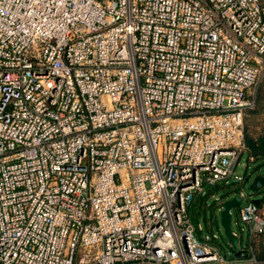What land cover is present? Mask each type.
<instances>
[{
	"label": "built area",
	"instance_id": "2783aa9c",
	"mask_svg": "<svg viewBox=\"0 0 264 264\" xmlns=\"http://www.w3.org/2000/svg\"><path fill=\"white\" fill-rule=\"evenodd\" d=\"M263 72L264 0H0V264H262L188 207L239 180L264 232L236 173Z\"/></svg>",
	"mask_w": 264,
	"mask_h": 264
},
{
	"label": "rangeland",
	"instance_id": "374dc122",
	"mask_svg": "<svg viewBox=\"0 0 264 264\" xmlns=\"http://www.w3.org/2000/svg\"><path fill=\"white\" fill-rule=\"evenodd\" d=\"M264 72L263 75L259 81V83L252 89L251 96L255 98V108H257V112L250 116L248 118V123L250 130H252V134L258 135L261 132H264ZM250 155L247 151L243 153L241 156L240 162L236 168V173L240 175H246L249 179V181H246V191L248 194H251V199H256L263 195L264 189H262L261 192H252L249 190V186L253 179L260 174H264V162L261 160L257 161H250ZM221 186V185H220ZM243 184L239 182V180H231L227 184H223L220 188L216 190V193L219 197L222 198V201L227 199H232L234 197H237L239 199V203L235 205L232 209L233 211V224H234V230L239 232V225L236 223L237 217H238V208L239 206L244 205L247 200L243 198H239L238 196V190L240 187H242ZM207 200V201H206ZM204 202V207L202 211H200L201 208V202L199 203H192L188 207V213L192 216L196 226L198 227V224H202L203 229L200 231L198 230L199 236L201 239L205 240L206 235H210L212 239V243L219 247L221 251L228 255V256H236L235 251L231 245V243L228 241L223 226L221 224V211L217 214L216 219L213 218V212L212 207L214 206V198H211L208 196ZM211 224V226H210ZM213 233H217L218 237L214 238ZM247 238V233H243L241 237V243L244 245L243 248L248 249L249 247L245 244ZM210 239V240H211ZM253 251L256 252H263L264 251V237H262L261 241H259L258 244H256L255 247H252ZM264 264V263H262Z\"/></svg>",
	"mask_w": 264,
	"mask_h": 264
},
{
	"label": "trees",
	"instance_id": "16d2710c",
	"mask_svg": "<svg viewBox=\"0 0 264 264\" xmlns=\"http://www.w3.org/2000/svg\"><path fill=\"white\" fill-rule=\"evenodd\" d=\"M263 95H264V92H263ZM257 111L258 110H257V108H255V105H254V107L247 109V111L245 113V136H246V150L245 151H247L249 153L250 157H253V159H249L250 161L261 160L264 162V132H261L258 135L252 134V130H250L249 123H248V118L250 116H252L253 114H255ZM244 176H245V181H247L248 177L246 175H244ZM220 185L222 186V184H217L213 187H210L208 189V194H209L208 196H210L213 193H216V190L221 187ZM262 189H264V186L260 190H258L257 192H261ZM205 197L206 196H203L200 198L201 203H202V201H204L207 198V197L206 198ZM201 209H202V204H201L200 210ZM262 237H264V232L259 234L258 236H256L250 242L248 241V238H246L245 244L246 245L248 244V246L251 245L252 247H255L256 244H258L259 241H261ZM241 247H244V245H242V243H241ZM253 253L256 255V257L259 260L263 261L262 263H264V251L259 252V253H258V251H256V252L253 251Z\"/></svg>",
	"mask_w": 264,
	"mask_h": 264
},
{
	"label": "water",
	"instance_id": "95a60500",
	"mask_svg": "<svg viewBox=\"0 0 264 264\" xmlns=\"http://www.w3.org/2000/svg\"><path fill=\"white\" fill-rule=\"evenodd\" d=\"M249 181V179L247 180ZM264 186V174L257 175L249 186V190L252 192H257ZM254 202L259 204L260 199H254ZM239 203V199L234 197L232 199H227L223 201V209L221 210V224L224 229V233L231 243L236 256H241V238L234 231L233 224V212L232 209L235 205Z\"/></svg>",
	"mask_w": 264,
	"mask_h": 264
},
{
	"label": "crops",
	"instance_id": "0c3cea01",
	"mask_svg": "<svg viewBox=\"0 0 264 264\" xmlns=\"http://www.w3.org/2000/svg\"><path fill=\"white\" fill-rule=\"evenodd\" d=\"M262 194H263V193H262ZM262 196H263V195H261L260 197H258V198H256V199H260V200H261Z\"/></svg>",
	"mask_w": 264,
	"mask_h": 264
}]
</instances>
